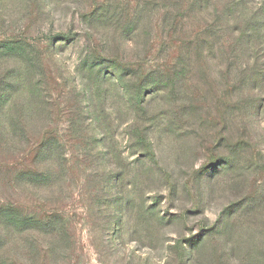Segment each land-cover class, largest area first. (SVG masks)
<instances>
[{
	"label": "rangeland",
	"instance_id": "rangeland-1",
	"mask_svg": "<svg viewBox=\"0 0 264 264\" xmlns=\"http://www.w3.org/2000/svg\"><path fill=\"white\" fill-rule=\"evenodd\" d=\"M241 1L0 0V264H264V0Z\"/></svg>",
	"mask_w": 264,
	"mask_h": 264
},
{
	"label": "trees",
	"instance_id": "trees-1",
	"mask_svg": "<svg viewBox=\"0 0 264 264\" xmlns=\"http://www.w3.org/2000/svg\"><path fill=\"white\" fill-rule=\"evenodd\" d=\"M233 1V4H234V6H238V7H240L241 8V10H242V13H241V11H239V12H236V11H234L233 12V16H234V18L236 19V20H242V17L244 16V15H252L254 12H251L252 10H247V7H245V5H243V6H241L242 4H241V0L239 1V0H232ZM238 2H240V4H238ZM244 4H246V3H244ZM237 7V8H238ZM240 13V14H239ZM253 26V25H252ZM250 28V27H249ZM252 29H253V27H251ZM251 28H250V30H251ZM2 48L3 47H1V50H2ZM3 50H4V48H3ZM8 58V57H10V56H5L4 54H0V59H5V58ZM18 60V61H17ZM21 62H23V63H25V65H26V67H27V69H29L30 70V67H31V63H29V62H27V61H25V60H21V59H16V62H19V64H20V61ZM19 72L20 71H18V70H12V71H10V73L8 74V79H9V81L10 80H13V83L15 82V80L16 79H19L20 81H21V79H24V78H22V76L20 75L19 76ZM18 73V74H17ZM21 74V73H20ZM19 76V77H18ZM8 81V82H9ZM11 90L12 89H10V88H7V89H4V92H2V94H4V98L3 99H1V103L2 104H4V107L6 106V105H8V104H10L11 103V100H12V98L13 97H11V94L13 93V92H11ZM10 94V95H9Z\"/></svg>",
	"mask_w": 264,
	"mask_h": 264
}]
</instances>
